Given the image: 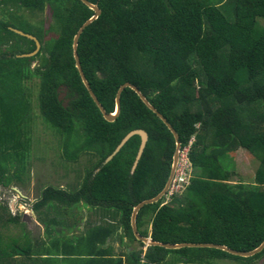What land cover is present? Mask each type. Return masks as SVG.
Returning a JSON list of instances; mask_svg holds the SVG:
<instances>
[{"label":"trees","instance_id":"obj_1","mask_svg":"<svg viewBox=\"0 0 264 264\" xmlns=\"http://www.w3.org/2000/svg\"><path fill=\"white\" fill-rule=\"evenodd\" d=\"M87 1L101 14L82 33L79 53L104 110L114 113L120 87L132 84L175 129L182 150L189 147L193 176L179 192L142 208L140 235L163 244H215L238 252L258 248L264 242V0ZM46 10L54 20L48 32L26 15ZM94 14L81 0L0 1V187L25 183L33 145L29 84L36 80L39 109L62 136L64 159H96L77 188L43 189L33 210L46 226L45 236L31 237L25 216L0 203V264H252L262 259L264 251L243 258L215 248L148 247L136 239L133 210L164 190L176 141L131 88L122 92L114 122L91 98L74 43ZM13 29L37 37L41 52L19 57L34 53L37 43ZM51 32L57 35L45 38ZM139 129L149 140L136 170L140 136L104 165ZM239 149L258 162L250 183L235 182L226 160ZM83 206L98 209L102 220L88 222L81 232L76 214ZM10 227L27 230L10 244L2 238ZM120 229L119 239L128 246L118 253L106 245ZM135 243L139 249L127 252Z\"/></svg>","mask_w":264,"mask_h":264},{"label":"rangeland","instance_id":"obj_2","mask_svg":"<svg viewBox=\"0 0 264 264\" xmlns=\"http://www.w3.org/2000/svg\"><path fill=\"white\" fill-rule=\"evenodd\" d=\"M26 15L36 26L43 24L47 32L54 26V20L50 10L38 12L36 15L28 12ZM261 23L264 25V22ZM55 35L57 34L51 32L49 35H46L45 38L51 39ZM39 84V80L29 84L33 93L34 104L33 122L30 126L33 145L27 170L23 174L25 183H15L10 188L0 187V203L9 204L11 208H14L15 214L27 216L28 226H26L28 227L29 233H32L31 237H38L39 234H44V236L47 235L43 220L39 214L33 210V205L41 198L43 189L47 186L68 190L77 188L81 183V178L84 176L85 171L96 161L95 157L87 155H83L77 163L69 162L64 159L62 150L63 138L56 129L45 121L39 109L37 102L40 89ZM62 98L68 104L69 100L67 99L66 92H63ZM226 160L232 165L236 173V176L233 178L235 182H252L258 162L247 151L239 149L228 155ZM189 172L190 175L187 176V179L191 177V175L193 176L194 173L192 169H189ZM97 210L98 209L83 206L81 212L76 214L81 221V232L85 230L88 222L95 224L102 220V216L97 213ZM148 228L149 226L146 223L143 229L146 230ZM26 230L18 227L5 229L4 232L6 235H3V241L11 244L14 239L20 238L21 234H25L24 231ZM67 233L71 234L69 232ZM74 234H80V232L77 231L71 235L74 236ZM134 247L139 249L138 244L135 243L133 247H130L131 251ZM213 264L242 263L231 260H218ZM252 264H264V257Z\"/></svg>","mask_w":264,"mask_h":264},{"label":"water","instance_id":"obj_3","mask_svg":"<svg viewBox=\"0 0 264 264\" xmlns=\"http://www.w3.org/2000/svg\"><path fill=\"white\" fill-rule=\"evenodd\" d=\"M0 1H4V0H0ZM85 5H87L91 10H93L95 12L94 16L89 19L80 29L78 35L75 38V43H74V54H75V59L77 62V67L79 69V72L81 74V79L85 85V87L87 88L91 98L94 100V102L96 103L97 107L100 109L101 113L103 114L104 118L109 121V122H114L118 116L120 115L121 112V105H120V97L122 92L126 89V88H131L132 90H134L138 96L140 97V99L144 102V104L150 109L152 110L163 122L164 124L169 128V130L171 131V133L173 134L175 141H176V150L173 156V165H172V170H171V174L169 177V180L164 188V190L155 198L149 199V200H145L143 202H141L140 204H138L132 213V217H131V226H132V231L134 233V236L136 237V239L138 241L143 242L146 246H160L166 249H182V248H215V249H219V250H223L225 252H228L232 255L235 256H239V257H243V258H251L254 257L257 254H260L261 252L264 251V242L255 250L250 251V252H238L235 250H232L226 246H221V245H215V244H163V243H159V242H155L152 240V238L148 237H143L140 235L138 228H137V218H138V214L139 212L142 210V208H144L147 205H152V204H156L158 203L160 200H162L164 197H166L169 194V191L171 189L173 180L175 178V174L177 172V168L179 165V161H180V155H181V151H182V144L180 142V138L178 133L175 131V129L171 126V124L166 120V118L160 114L158 112V110L147 100V98L141 93V91L135 87L132 84L126 83L124 85H122L119 89V92L117 94L116 97V109L114 111V113H107L104 108L102 107V105L100 104V102L98 101L96 95L94 94V92L91 89V86L85 76V73L82 69V65H81V57H80V53H79V46H80V39H81V35L84 32V30L93 22L95 21L101 14V10L99 9V7L97 5H94L90 2H88L87 0H81ZM16 33L28 37L31 40H34L37 43V50L34 53L31 54H25V55H21L19 57H23V58H32L37 56L42 49V43L40 42V40L35 37L34 35L31 34H26L23 31L17 30V29H13ZM134 136H140L141 137V146L139 149V153L138 156L136 158V161L134 163L133 166V172L136 170L139 161L144 153V150L146 148V145L148 143L149 140V135L145 130H134L132 132H130L120 143V145L117 147V149L114 151V153L109 156L107 158V160L104 162V165H106L107 163H109L110 161H112V159L120 152V150L124 147V145ZM14 210V208H12ZM25 221H27V216L25 217ZM28 222V221H27Z\"/></svg>","mask_w":264,"mask_h":264},{"label":"built area","instance_id":"obj_4","mask_svg":"<svg viewBox=\"0 0 264 264\" xmlns=\"http://www.w3.org/2000/svg\"><path fill=\"white\" fill-rule=\"evenodd\" d=\"M188 153H189V147L181 151L177 172L175 174V178L173 180L171 189L169 191V194L171 195L175 192H179L181 186L187 182V174H188L187 172L191 166L188 159Z\"/></svg>","mask_w":264,"mask_h":264},{"label":"crops","instance_id":"obj_5","mask_svg":"<svg viewBox=\"0 0 264 264\" xmlns=\"http://www.w3.org/2000/svg\"><path fill=\"white\" fill-rule=\"evenodd\" d=\"M46 232V231H45ZM122 233V230H118V232L115 234L114 238L108 241L106 246L113 247L116 252H120L125 246H128V241L124 239L123 241L119 239L120 234ZM73 234V233H71ZM44 235V234H43ZM123 243H122V242ZM133 249V248H132ZM131 251V248H127V252Z\"/></svg>","mask_w":264,"mask_h":264},{"label":"clouds","instance_id":"obj_6","mask_svg":"<svg viewBox=\"0 0 264 264\" xmlns=\"http://www.w3.org/2000/svg\"><path fill=\"white\" fill-rule=\"evenodd\" d=\"M150 237V236H149ZM151 238V237H150ZM130 252V251H129Z\"/></svg>","mask_w":264,"mask_h":264}]
</instances>
